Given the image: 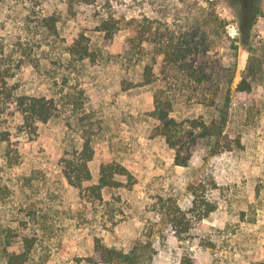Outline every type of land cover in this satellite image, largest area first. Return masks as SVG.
<instances>
[{
    "label": "rangeland",
    "instance_id": "rangeland-1",
    "mask_svg": "<svg viewBox=\"0 0 264 264\" xmlns=\"http://www.w3.org/2000/svg\"><path fill=\"white\" fill-rule=\"evenodd\" d=\"M47 16L56 31L41 26ZM103 20L117 26L110 39ZM243 21L254 22L248 38ZM247 48L258 74L242 92ZM155 91L177 122L209 121L211 100L229 97L219 137L183 139L186 166L156 132ZM0 92V264L20 253L24 264H105L97 242L135 249L141 264L264 261V0H3ZM20 96L52 99L55 115L24 127ZM87 137L91 180L79 190L64 167ZM112 163L132 177L116 175L101 198L86 190Z\"/></svg>",
    "mask_w": 264,
    "mask_h": 264
},
{
    "label": "trees",
    "instance_id": "trees-1",
    "mask_svg": "<svg viewBox=\"0 0 264 264\" xmlns=\"http://www.w3.org/2000/svg\"><path fill=\"white\" fill-rule=\"evenodd\" d=\"M85 4H94L97 0H82ZM241 3L244 0H239ZM3 0H0V4ZM259 13V12H258ZM56 19L53 16L41 17L40 24L43 28L48 30L56 31ZM213 21L219 24L222 28L226 26L225 21L222 20L217 14H215ZM254 22L245 23L241 22L239 25L240 33L248 38L251 28ZM117 26L113 24L110 20H103L100 25V31L104 32V36L108 39L114 36ZM237 40L233 41L232 47L236 51L238 46L236 44ZM245 43V41H240ZM161 40L158 41L159 45V55L163 56V62L166 65H171L178 61L174 57V53L166 51L161 45ZM250 56L248 58V64L246 67V75L238 84L239 91H248L251 88V81L256 79L257 71L254 64L253 50H249ZM75 46L69 48V52H75ZM81 57H86L89 55L87 49L80 52ZM145 77H150L149 72L145 74ZM195 82L197 84H202L205 78V74L196 75ZM4 81V80H3ZM146 83L150 84L151 80L146 78ZM1 94V92H0ZM217 99V98H216ZM229 97L226 96L220 102L211 100V106L214 109V115L209 121H205L203 118L200 119H190L186 122H177L175 119L169 117V113L172 109L173 103L170 99L164 98L162 91H155L153 94V104L154 110L152 115L159 121V125L156 128L158 135L162 136L165 139L166 144L170 149L175 152L174 162L176 165L186 166L187 158L183 154V139L186 136H193L198 133L199 137H219L223 128L227 122L228 116V106H229ZM17 106L22 116L24 127H29L33 129L37 122L46 123L49 121L56 112V105L52 99H47L44 96L35 97V96H20L17 98ZM185 123L188 124L185 126ZM196 136V138L198 137ZM94 155V150L91 146L90 137L85 138L81 151L78 153L76 159L66 160L64 167V177L67 179L68 183L73 187L81 190L83 189V182L91 180V173L88 166V163L92 161ZM124 176L130 179L132 176L130 173L123 167L117 164H105L100 167V175L97 184L86 188L92 194L97 195L101 198V190L104 188L117 187L119 183L115 179V176ZM211 210H207L205 215H207ZM204 215V216H205ZM204 216H200L202 219ZM96 252L99 255V262L105 264H141L140 256L135 249H132L128 252L117 250L114 248H108L99 242L95 245ZM26 262V256L23 253L20 254H10L7 257L6 264H24ZM180 264H196V261L192 256L185 255L182 257ZM256 264H264V261H259Z\"/></svg>",
    "mask_w": 264,
    "mask_h": 264
}]
</instances>
